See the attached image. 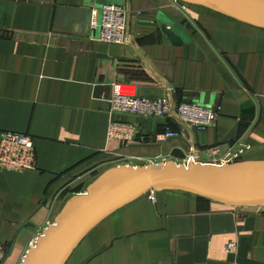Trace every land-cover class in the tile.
<instances>
[{
  "label": "crops",
  "instance_id": "1",
  "mask_svg": "<svg viewBox=\"0 0 264 264\" xmlns=\"http://www.w3.org/2000/svg\"><path fill=\"white\" fill-rule=\"evenodd\" d=\"M96 1L0 0V142L5 133L30 136L38 162L24 173L0 168L1 264H23L66 203L87 192L91 184L81 180L88 173L96 179L120 166H184L192 155L209 165L215 147L222 162L241 152V162L264 161L256 156L264 151V30L176 0H121L139 13L130 24L135 43L107 45L93 40ZM166 27L183 44L174 45ZM116 84L147 96L162 95L168 84L179 103L211 107L219 121L186 133L172 122L129 118L138 125L134 143L109 141ZM167 129L180 136L167 139ZM72 176L76 183L60 189ZM155 198L108 217L66 264H264V209L176 191Z\"/></svg>",
  "mask_w": 264,
  "mask_h": 264
},
{
  "label": "water",
  "instance_id": "2",
  "mask_svg": "<svg viewBox=\"0 0 264 264\" xmlns=\"http://www.w3.org/2000/svg\"><path fill=\"white\" fill-rule=\"evenodd\" d=\"M176 1L264 30V0ZM105 6L122 7V2L96 1V9ZM167 31L173 36L174 45L183 44L173 29ZM186 97L201 100L203 104L207 101L206 96L204 99L193 93ZM190 100L186 103H192ZM159 191L186 193L239 210H263L264 161L227 166H183L169 162L108 170L85 194L66 203L54 225L28 251L23 264H66L79 243L100 223L138 199Z\"/></svg>",
  "mask_w": 264,
  "mask_h": 264
},
{
  "label": "built area",
  "instance_id": "3",
  "mask_svg": "<svg viewBox=\"0 0 264 264\" xmlns=\"http://www.w3.org/2000/svg\"><path fill=\"white\" fill-rule=\"evenodd\" d=\"M178 2V1H177ZM184 9H187L184 6ZM138 12L124 7L105 6L93 11L92 28L98 31L93 40L122 47H131L135 43L130 30L131 22ZM111 120L108 126V140L132 144L138 136V125L129 118L143 120H159L172 122L186 133H196L214 127L219 121V114L211 107L198 103H179L175 99L174 90L166 84L163 94L147 96L132 84H116L109 100ZM180 135L167 129L166 138H178ZM241 154L227 155L232 162ZM130 160L125 159L124 161ZM209 165L223 163L219 147L207 152ZM197 156H189L184 166L199 165ZM157 163L151 162L150 165ZM38 162L33 139L27 135L5 133L0 142V168L5 172L24 173L37 170ZM151 201L156 200L155 193L149 194ZM35 241V245H36ZM34 245V246H35ZM7 256L6 247L0 243V263Z\"/></svg>",
  "mask_w": 264,
  "mask_h": 264
},
{
  "label": "rangeland",
  "instance_id": "4",
  "mask_svg": "<svg viewBox=\"0 0 264 264\" xmlns=\"http://www.w3.org/2000/svg\"><path fill=\"white\" fill-rule=\"evenodd\" d=\"M245 154V153H244ZM243 154V155H244ZM242 155V156H243ZM257 158H260V157H264V151L263 152H261V153H258L257 155ZM124 158H129V157H124ZM129 159H131V158H129ZM129 162H132V161H129ZM160 162V161H159ZM239 163H244V162H241V160H239V159H236V160H233L232 162H229V161H226V162H223V163H216L217 164V166H227V165H234V164H239ZM200 165V164H199ZM137 166H139V165H137ZM140 167V166H139ZM93 168V167H92ZM94 169V168H93ZM85 171H87V169H82L80 172H79V174L80 175H85ZM97 173H98V171H97ZM94 175L92 174V176H91V174L90 173H88V176H86L85 178H83L81 181L82 182H85V184H93L97 179H98V177L96 178V179H94L95 177H93ZM97 176H100L99 174H97ZM76 178H78L77 176H72V177H70V179H67V180H70V181H67V180H65L64 182H62V183H60V189L61 188H66V187H70V186H73L75 183H76V181L74 182V184L73 185H70V184H72V180H74V179H76ZM79 179V178H78ZM92 180V181H91ZM69 182V183H68ZM81 182V183H82ZM59 189V190H60ZM57 191L56 192V196H60V194H61V191ZM65 190V189H64ZM64 199H66V198H59L58 199V205L60 206V205H62L64 202ZM63 202V203H62ZM47 225H51V223H47ZM32 249V248H31ZM6 260V258L4 259V261ZM2 263V262H1ZM0 263V264H1Z\"/></svg>",
  "mask_w": 264,
  "mask_h": 264
},
{
  "label": "trees",
  "instance_id": "5",
  "mask_svg": "<svg viewBox=\"0 0 264 264\" xmlns=\"http://www.w3.org/2000/svg\"><path fill=\"white\" fill-rule=\"evenodd\" d=\"M191 6H189V8H190Z\"/></svg>",
  "mask_w": 264,
  "mask_h": 264
}]
</instances>
